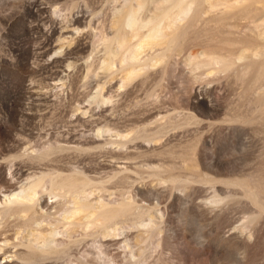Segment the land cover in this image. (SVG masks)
I'll return each instance as SVG.
<instances>
[{
	"label": "rangeland",
	"instance_id": "rangeland-1",
	"mask_svg": "<svg viewBox=\"0 0 264 264\" xmlns=\"http://www.w3.org/2000/svg\"><path fill=\"white\" fill-rule=\"evenodd\" d=\"M57 169L117 225L16 215ZM0 264H264V0H0Z\"/></svg>",
	"mask_w": 264,
	"mask_h": 264
},
{
	"label": "bare ground",
	"instance_id": "bare-ground-1",
	"mask_svg": "<svg viewBox=\"0 0 264 264\" xmlns=\"http://www.w3.org/2000/svg\"><path fill=\"white\" fill-rule=\"evenodd\" d=\"M190 6L191 5H189V7ZM187 9H189V8H187ZM180 17H176L173 20L176 21V20L180 19ZM173 23L174 22H172V24ZM163 38H164V36H163ZM45 156L47 157L48 155H45ZM46 157H44V158H46ZM29 158H31V157H29ZM32 158H34V157H32ZM35 158H34V160H36ZM42 158H43V156H42ZM42 158H40V159L45 160ZM37 159H38V157H37ZM46 159H48V158H46ZM61 172L62 171H60V170H58L56 172H51L50 174H48L46 176L36 178L32 182H30L27 186V189L24 190V192L26 193L25 196L21 197V200L23 201V203L25 202V203H27V204L29 203V204L25 205L24 207H22L19 210H16L15 214L19 216L20 214H26L28 212H31L32 216L36 220V223L39 225H41L45 221H48V219L52 216L51 212H49V209L51 207H49V206L42 207L40 204V201L42 202V198L44 197V195L47 194L49 196V198H51V199H53V198L55 199L57 197L62 199L61 202H59L57 204L58 206H60V211H58V214L61 217V221H56V222H61L63 224V227L57 228L55 231L52 232V234L55 233L56 235L61 234V235L71 237L72 236L71 234L76 230V227H83L84 228L85 226L88 227L90 224L96 225L99 222L106 224V226L110 227V228L117 225L116 219L118 217L119 209L111 208V207L110 208L107 207V208L103 209V208L96 207L97 205L94 206L90 201H88L87 199H85L81 196L82 194H84L86 192H88L89 196L93 195V190L87 191L86 184L82 181L83 179L80 180V178H82V177L79 174L78 175L80 176V178L75 177V175H73V174H72L73 176H65L63 174L65 176V177H63V176H61ZM129 182H130V177L126 176L125 181L122 183L125 185V184H129ZM99 189H101V188H99ZM102 189L106 190L107 187H104ZM21 200L19 199V201H21ZM7 203H8V201H7ZM56 203H57V201H56ZM104 207H106V206H104ZM123 207H126L127 209L130 208L128 205L125 206L124 204H123ZM36 214L39 215L38 219H36L37 218ZM123 216H125V215H123ZM129 218L124 220L125 225L129 224V221H128ZM50 221H51V223H53L52 220H50ZM120 224H122V223H120ZM139 226H141V225H139ZM68 227H72V228L69 229ZM129 227H130V224H129ZM63 228H67V230L64 231ZM53 243L57 244L60 242L57 240H53ZM30 254H32V253H30ZM39 254H37V255H39ZM34 255L36 256V254H34ZM41 256H42V254H41ZM39 258H40V256H39ZM31 259H29V261Z\"/></svg>",
	"mask_w": 264,
	"mask_h": 264
}]
</instances>
